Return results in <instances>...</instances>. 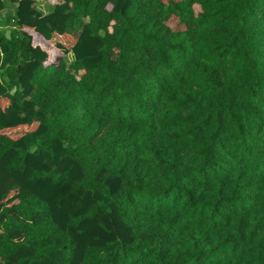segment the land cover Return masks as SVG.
<instances>
[{
  "label": "trees",
  "instance_id": "obj_1",
  "mask_svg": "<svg viewBox=\"0 0 264 264\" xmlns=\"http://www.w3.org/2000/svg\"><path fill=\"white\" fill-rule=\"evenodd\" d=\"M10 1L0 264H264V0Z\"/></svg>",
  "mask_w": 264,
  "mask_h": 264
},
{
  "label": "rangeland",
  "instance_id": "obj_2",
  "mask_svg": "<svg viewBox=\"0 0 264 264\" xmlns=\"http://www.w3.org/2000/svg\"><path fill=\"white\" fill-rule=\"evenodd\" d=\"M37 8L43 12L47 13L52 9V6L44 1H38L36 3ZM15 12V3L10 0H4V7L0 9V33L8 34L10 31V26L7 23V18L12 16ZM66 61L68 63L72 62L73 54L70 52L66 55Z\"/></svg>",
  "mask_w": 264,
  "mask_h": 264
},
{
  "label": "crops",
  "instance_id": "obj_3",
  "mask_svg": "<svg viewBox=\"0 0 264 264\" xmlns=\"http://www.w3.org/2000/svg\"><path fill=\"white\" fill-rule=\"evenodd\" d=\"M1 1L3 2V7H4V0H1ZM3 7H2V8H3Z\"/></svg>",
  "mask_w": 264,
  "mask_h": 264
}]
</instances>
